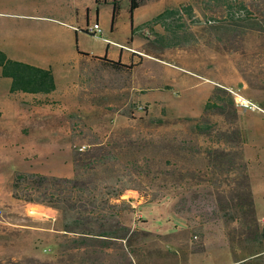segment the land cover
<instances>
[{
    "label": "rangeland",
    "instance_id": "1",
    "mask_svg": "<svg viewBox=\"0 0 264 264\" xmlns=\"http://www.w3.org/2000/svg\"><path fill=\"white\" fill-rule=\"evenodd\" d=\"M59 2L0 0V51L32 65L43 56L47 62L60 58L64 61L55 69L57 79L70 84L76 80L74 69L78 67L75 47L63 55H42L35 48L41 41H50L46 31L40 32L48 26L37 21L56 18L53 11ZM149 2L166 9L191 5L195 19L187 20L186 25L197 32V41L159 54L144 50L150 58L142 66L128 69L114 70L102 61L83 58L78 78L80 107L75 112L24 113L20 106H7L9 80L0 77V247L7 249V258L0 259V264H264V237L254 244L244 241L242 221L230 207V199L237 192L236 173L211 170L205 160L207 149H232L226 142L217 141L218 134L229 131L228 126L222 117L211 116L215 131L202 136L186 120L203 114L210 82L216 80L204 72L218 75L225 83L218 84L223 87L243 80L247 86L242 95L263 111L252 113L262 122L242 130L246 134L243 143L250 160L257 154L263 158L264 105L251 95H264V33L241 28L239 36L233 37L207 31V20L221 22L224 16L213 0ZM240 2L248 19H264V0ZM126 23L129 18L124 14L118 20L120 31ZM101 49L98 36L84 38L82 51L97 54ZM165 53L170 59L185 56L196 71L180 67L191 72L189 75L165 65ZM163 84L172 89L166 90ZM157 102L163 105L164 113H153ZM97 145L109 153L84 161L77 180L94 185L97 203H107L98 212L108 219L107 227L117 220L129 227L132 235L128 242H111L91 252L73 248L72 241L78 237L61 231L64 220L60 211L15 199L11 180L16 172L68 176L71 169L74 172L72 159L78 148L85 147L83 154L93 153ZM252 174L258 178L262 172L254 165ZM70 179H75L74 173ZM61 186L78 194L71 185ZM55 200L52 197L51 201ZM258 205L261 221L264 202ZM228 214L234 216L230 222ZM51 217H55L54 222ZM263 226H259V233ZM37 227L59 232L54 237L55 247L49 246L48 231L36 235L30 229ZM26 245L43 258H55L10 257L22 255ZM256 253L259 258L251 260L250 255Z\"/></svg>",
    "mask_w": 264,
    "mask_h": 264
},
{
    "label": "trees",
    "instance_id": "2",
    "mask_svg": "<svg viewBox=\"0 0 264 264\" xmlns=\"http://www.w3.org/2000/svg\"><path fill=\"white\" fill-rule=\"evenodd\" d=\"M149 1L128 0L127 12L131 23L134 10ZM213 2L223 10V21L207 20L204 27L207 31L217 30V32L233 37L239 36V29L241 28L244 32L251 30L264 33V19H248L240 0H213ZM95 3L99 5L97 0ZM110 5L112 7L110 29H113L120 7L115 1H112ZM194 19L195 15L191 5H184L181 8H168L138 29L134 30L131 27L130 33L132 36L139 31V35L147 41L144 50H151L154 54L169 49H182L197 41V32L195 33L186 25L187 20L192 21ZM155 26H159L162 33L156 32ZM145 29L148 32L147 35L142 33V30ZM100 61L114 70L129 68L121 65L120 62H111L106 59H100ZM0 70L1 77L11 81L10 93L50 94L55 90L54 78L50 70L11 60L1 51ZM236 111L229 94L219 86H215L203 106V114L198 118H186V120L192 122L195 133L202 136H210L215 131V126L209 119L211 116L222 117L228 126L229 131L218 134L217 141L226 142L232 149L229 151L207 149L204 152L205 160L207 167L211 170L218 172L226 170L236 173L234 182L237 192L234 194V198L230 199V207H233L234 214L242 221L241 236H245L244 241L254 244L259 238L264 237V226L259 233V224L255 216L247 174V163L242 150L243 137L241 131L236 127L238 119ZM95 148L93 153L83 154L79 151L74 154L72 159L74 180L58 179L27 172H16L11 180L15 199L27 204H37L60 211L64 220L61 231L64 234L69 233L78 237L72 241L73 248L82 247L90 249L91 252H96V248H104L111 242H128L132 235L130 228L117 220L112 223L111 228H108V219L98 213L107 203L103 201L97 203L94 193L97 189L94 185L80 184L77 180L78 168L84 165V161L97 160L109 153L101 145H97ZM63 184L71 185L74 190H78V194L75 196L71 190L70 192L65 191L61 186ZM52 197L57 198V200L51 201ZM119 197L120 194L114 198L119 200ZM227 218V222H230L234 216L228 214ZM258 258L259 253L250 255L251 260Z\"/></svg>",
    "mask_w": 264,
    "mask_h": 264
},
{
    "label": "crops",
    "instance_id": "3",
    "mask_svg": "<svg viewBox=\"0 0 264 264\" xmlns=\"http://www.w3.org/2000/svg\"><path fill=\"white\" fill-rule=\"evenodd\" d=\"M99 5L95 3V0H60L59 4L54 8V13L56 18H48V20L44 21H37L42 22L48 26L43 27L40 32L46 31L50 36V41H41L35 46V48L39 49L42 55L48 54H66L70 53L71 49L75 47L77 52V59L78 62L77 69H74L76 80L72 83H65L59 82L57 79L55 69H59V67L63 66V61L60 58H55L51 62H47V57L43 56L38 58V62L36 64H29L44 70H50L55 83V90L50 94H28L22 92H15L10 93V84L11 81L9 80V84L7 85V101L5 102L10 106H20L24 110V113H71L75 112L80 107V99L78 95L79 84V64L81 63L83 58H94L96 60L106 59L107 61L111 62H120L121 65L129 67L131 65L134 66H142L146 59L150 58L148 53H144V47L147 41L139 35V31L135 32L134 35L131 36V27L136 30L139 27L148 23L151 19H153L158 14L162 13L166 8H160L157 5H154L152 2H146L144 5L140 6L133 12L132 16V23L130 22V18L127 12L128 0H97ZM115 1L119 4V14L116 18L114 23L113 29H110V20H111V13L112 7L111 3ZM124 14H127L129 18V23L123 25L122 30L118 26V20L120 17H123ZM96 24L100 30V41L102 42V49L99 53L94 54L93 52L82 51L84 47V38L89 37L85 32L87 26H91ZM159 26H155L154 30L158 33H161ZM120 31V32H119ZM121 33V34H120ZM142 33L147 35V31L142 30ZM122 35V36H120ZM141 48V49H139ZM79 49L80 52L77 50ZM4 53V52H3ZM79 53L85 54L80 55ZM5 54V53H4ZM168 53L163 54L164 56V64L167 66L178 68L180 71L185 72L184 70L187 68L194 69L191 64L190 59L186 58L182 55H177L176 57L167 55ZM7 56V55H6ZM8 57V56H7ZM9 58V57H8ZM10 59V58H9ZM13 60V59H11ZM16 61V60H14ZM20 62V61H18ZM25 63V62H22ZM28 64V63H26ZM190 67H189V65ZM53 65V66H51ZM58 67V68H57ZM185 67V68H180ZM189 73V72H185ZM191 73V72H190ZM189 73V75H190ZM205 74L211 75L215 77V81H211V89L210 94L215 86L219 85L218 82H222L225 84L221 78L215 75L214 72ZM194 75V74H192ZM195 76V75H194ZM0 77H1V70H0ZM199 77V76H196ZM7 79V78H4ZM230 86L235 89H239L240 91H246L247 83L243 80H235ZM162 87L168 88L166 90L172 89L171 86L167 84H163ZM253 100L264 105V95L254 93L251 95ZM23 101L30 102L27 105H24ZM59 103V104H58ZM158 103L157 109H154L153 113H164V107L161 105L160 102ZM28 107V108H26ZM69 110V111H66ZM163 110V111H162ZM238 114V119L236 123V127L241 131L243 135V141L246 138V134L244 136V132L246 131L250 125H254L257 127L258 123L262 122V119H258L252 115L254 112L248 111H236ZM2 113H0L1 115ZM243 130V131H242ZM8 134H6L5 139H8ZM246 141V140H245ZM244 159L247 163V174L249 178V185L251 190V195L254 204V211L257 222L260 225H264V217L260 221L258 219V211H259V201L264 202V156L263 158H259V154L256 155V159L250 160L247 157L246 151V142L243 143L242 146ZM42 152V149H40ZM43 153V152H42ZM252 161H255L254 163ZM256 165L259 171L262 172L258 178L254 177L252 174V166ZM72 169L71 174L68 176H55L51 175L52 177L57 178H66L70 179L72 177ZM51 221H55V217H51ZM28 228V227H25ZM35 231L34 234L39 235L37 232L48 231V242L49 246L55 247L54 237L55 234L59 233L57 230H48L44 228H30ZM52 232V233H51ZM46 248L42 250L44 252ZM38 251V250H37ZM45 253V252H44ZM7 249L4 246L0 247V259L7 258ZM28 257L34 258L40 261H52L55 256L52 258L46 259L43 258L39 253L31 247V245H26L21 255L10 256L12 258H19V257Z\"/></svg>",
    "mask_w": 264,
    "mask_h": 264
},
{
    "label": "built area",
    "instance_id": "4",
    "mask_svg": "<svg viewBox=\"0 0 264 264\" xmlns=\"http://www.w3.org/2000/svg\"><path fill=\"white\" fill-rule=\"evenodd\" d=\"M85 32L88 35L95 36V37L96 36L100 37V34H101V30L96 24L87 26L85 29ZM205 81L208 82V80H205ZM217 86L224 89L229 94V96L232 99L234 108L236 110L249 111V112H254V111L263 112L252 100L242 95L239 89H235L232 87H223L221 85H217ZM84 149L85 147H80L78 148V151L82 152Z\"/></svg>",
    "mask_w": 264,
    "mask_h": 264
}]
</instances>
